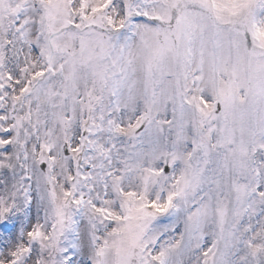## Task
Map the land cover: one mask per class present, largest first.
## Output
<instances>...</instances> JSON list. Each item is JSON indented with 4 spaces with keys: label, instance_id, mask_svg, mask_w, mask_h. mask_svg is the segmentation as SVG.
Returning a JSON list of instances; mask_svg holds the SVG:
<instances>
[{
    "label": "snow or ice",
    "instance_id": "obj_1",
    "mask_svg": "<svg viewBox=\"0 0 264 264\" xmlns=\"http://www.w3.org/2000/svg\"><path fill=\"white\" fill-rule=\"evenodd\" d=\"M0 264H264V0H0Z\"/></svg>",
    "mask_w": 264,
    "mask_h": 264
}]
</instances>
